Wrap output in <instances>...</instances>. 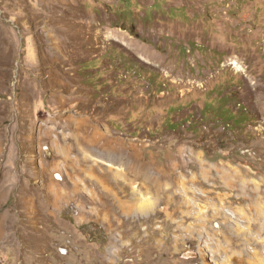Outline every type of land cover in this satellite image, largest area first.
<instances>
[{
	"label": "rangeland",
	"instance_id": "rangeland-1",
	"mask_svg": "<svg viewBox=\"0 0 264 264\" xmlns=\"http://www.w3.org/2000/svg\"><path fill=\"white\" fill-rule=\"evenodd\" d=\"M0 264H264V0H0Z\"/></svg>",
	"mask_w": 264,
	"mask_h": 264
},
{
	"label": "bare ground",
	"instance_id": "bare-ground-1",
	"mask_svg": "<svg viewBox=\"0 0 264 264\" xmlns=\"http://www.w3.org/2000/svg\"><path fill=\"white\" fill-rule=\"evenodd\" d=\"M235 63H237L236 61H235ZM109 163V162H108Z\"/></svg>",
	"mask_w": 264,
	"mask_h": 264
}]
</instances>
